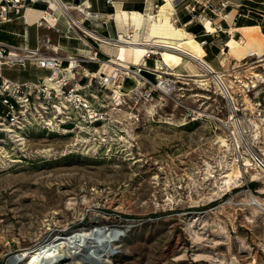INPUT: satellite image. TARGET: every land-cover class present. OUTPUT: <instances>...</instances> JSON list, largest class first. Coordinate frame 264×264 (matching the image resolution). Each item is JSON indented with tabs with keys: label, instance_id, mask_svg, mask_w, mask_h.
<instances>
[{
	"label": "rangeland",
	"instance_id": "1",
	"mask_svg": "<svg viewBox=\"0 0 264 264\" xmlns=\"http://www.w3.org/2000/svg\"><path fill=\"white\" fill-rule=\"evenodd\" d=\"M208 60L223 73L233 101L200 67L208 80L191 76L187 66L196 63L183 57L178 67L162 65L187 68L172 77L170 91L138 104L127 98L122 111L90 129L31 130L0 142V264L50 237L105 223L124 229L106 264H247V227L258 214L245 204L248 190L264 200V172L253 161L264 164V82L254 78L256 86L242 88L234 74L264 78V57L237 62L228 55L225 67L214 52ZM4 67L14 80L48 75ZM238 167L242 175L227 188L222 176ZM90 253L63 264H87Z\"/></svg>",
	"mask_w": 264,
	"mask_h": 264
},
{
	"label": "built area",
	"instance_id": "2",
	"mask_svg": "<svg viewBox=\"0 0 264 264\" xmlns=\"http://www.w3.org/2000/svg\"><path fill=\"white\" fill-rule=\"evenodd\" d=\"M162 2L163 0L160 4ZM23 3L24 0H0V23L9 22L12 14L19 15ZM158 5L155 4V9ZM173 5L172 22L178 21L176 10L180 6L189 15V22L201 26L202 32L199 35L201 37L213 35L221 30L220 21L227 16L229 6L226 1L213 3L212 0H173ZM205 21L210 22L213 31L207 30ZM193 37L198 39V35ZM198 41L201 47L207 44L204 38ZM223 47H228L227 42ZM225 48L220 50V54L224 56L219 62L221 67L226 65L228 49L226 51ZM50 49L53 52L47 53L49 46L44 43L35 48H28L0 42V69L4 66L24 69L33 64L48 72V75L28 81L13 80L0 72V104L3 108L0 112V142L4 143L12 137L17 138L31 130L70 133L90 129L95 123L105 121L110 111H122L127 98L134 104L151 100L156 93H165V89L173 82L174 75H170L162 65L159 68L156 66L159 75H156L155 82H150L142 74L148 58H154L157 63L158 54L151 51L144 54L139 64L115 66L106 74L91 71L83 64L84 60L104 63L98 58L96 50L92 55L83 58L76 55H60L54 49ZM262 57L257 59L260 60ZM254 78L256 77L243 81L239 71L234 74L235 83L242 88L249 87L244 86L245 83L254 87ZM127 80L133 81V86L128 89L125 87ZM67 125L72 127L68 128ZM253 161L264 172V164L258 158ZM247 195L249 197L245 204L257 208L258 214L256 222H249L250 226L247 227L249 241L244 253L252 256L251 260L257 262L259 259L264 263V200L255 196L251 189ZM226 264L233 262L229 260Z\"/></svg>",
	"mask_w": 264,
	"mask_h": 264
},
{
	"label": "crops",
	"instance_id": "3",
	"mask_svg": "<svg viewBox=\"0 0 264 264\" xmlns=\"http://www.w3.org/2000/svg\"><path fill=\"white\" fill-rule=\"evenodd\" d=\"M55 1H59L65 10L52 7V2ZM212 1L213 3L226 1L229 5L227 16L220 21L221 30L213 35L203 37L207 43L209 42L208 46L203 47L205 51L204 60L213 67L212 62L208 60L210 55L214 52L215 57L220 60V56H222L220 50L225 48L223 47L224 43L232 37L240 39L242 37L241 28L258 27L260 34L264 37V0ZM158 2L161 0H24V6L19 15L12 14L9 22L0 23V42L10 46L28 48H35L44 43L49 46L47 53H52L53 51L50 49L52 48L60 55H76L83 58L92 55L93 51L96 50L100 60L112 61L113 55L109 50L116 48L113 43H115L114 41H116L122 28L131 34L138 32L139 39H142L145 23L143 20L139 29H136L132 24L121 25V22L116 18V13L125 11L145 14L149 4L154 11L155 4ZM176 11L178 21L174 25L186 30L191 35L201 37L199 36L202 32L201 26L189 22V15L180 7ZM227 49L229 50V47L225 48V50ZM83 64L91 71H100L106 74L115 67L108 70L103 64L88 60H84ZM156 64L154 58H148L142 69V74L150 82H155L156 75H159ZM29 66L28 68L43 70L33 64ZM17 68L19 69V67ZM28 68L22 70L25 71ZM185 69L187 68L182 66L176 73H180L179 76H184L183 71ZM213 69L215 72H219L216 67ZM16 80L28 81L33 79H20L19 77ZM128 82L129 80L125 84L126 89L133 86V81H130V86Z\"/></svg>",
	"mask_w": 264,
	"mask_h": 264
},
{
	"label": "bare ground",
	"instance_id": "4",
	"mask_svg": "<svg viewBox=\"0 0 264 264\" xmlns=\"http://www.w3.org/2000/svg\"><path fill=\"white\" fill-rule=\"evenodd\" d=\"M52 7H59L65 10V7L59 1L52 2ZM173 12V0H163L162 4H159L154 11L149 4L145 14L118 11L116 18L121 22V25L132 24L136 29H139L143 24V20L145 21L142 39H139L138 32L131 34L125 28H122L116 41H114L115 43H113L116 48L109 50V52H112L113 60L104 61L103 63L105 69L109 70L114 66H124L127 63L139 64L142 62L144 54L147 51H151L154 54H158V68L161 65L174 68L182 62L183 57L192 60L196 65L189 64L191 65V67L188 66L191 72L190 75L200 77L199 81L202 83L206 82L208 80L206 75L199 73L197 67L207 73H213L212 70L214 69L204 60L205 51L201 47L200 42L186 30L174 25L171 19ZM27 18L29 19V17ZM205 26L207 30L213 31V26L210 22L205 21ZM240 30L242 32L240 39L232 37L227 41V46L229 47L228 55L237 60V62L245 60L249 56L251 58L262 57L264 55V37L260 34L258 27H245ZM106 42L109 44L108 41ZM168 73L174 76L180 75V73L171 71H168ZM214 74L211 75L212 81L224 95L228 98L230 97L233 101L234 97L230 90L231 87L225 82L223 73L215 72ZM252 77L264 82L261 73L253 72ZM172 85L173 82L165 89L166 92L171 90ZM244 86L248 87L249 84L245 83ZM253 86H256V84H253ZM237 127L234 132L240 133V127H238L239 129ZM240 137L241 135L239 134L237 142H240V139L238 140ZM247 150L248 154H253L250 149ZM244 165L251 166V163L245 159ZM241 175V169L238 167L235 173H225L222 176L225 178L222 183L228 188L234 185L235 180ZM123 230L120 226H112L105 223L88 233L78 231L65 237H50L45 242L13 254L7 259L6 264H63L71 255L75 256L78 252L87 253L88 251H92V253L87 256L88 260L84 261L85 263L106 264L105 262L103 263L102 259L113 255L111 252L112 245L123 235ZM202 240H205V238H202ZM197 256L203 255L196 253L195 257ZM232 260H235V257H232ZM215 262L217 264H225L223 259L215 260ZM255 263L256 261L252 259L247 264Z\"/></svg>",
	"mask_w": 264,
	"mask_h": 264
},
{
	"label": "water",
	"instance_id": "5",
	"mask_svg": "<svg viewBox=\"0 0 264 264\" xmlns=\"http://www.w3.org/2000/svg\"><path fill=\"white\" fill-rule=\"evenodd\" d=\"M208 74H210V75H212V74H213V75H215V74H214V73H212V72H211V73H208ZM67 127H68V128H71V127H72V125H67Z\"/></svg>",
	"mask_w": 264,
	"mask_h": 264
}]
</instances>
